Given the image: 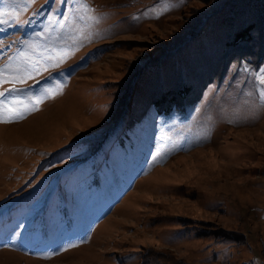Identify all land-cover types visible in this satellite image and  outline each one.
<instances>
[{
	"label": "rangeland",
	"instance_id": "rangeland-1",
	"mask_svg": "<svg viewBox=\"0 0 264 264\" xmlns=\"http://www.w3.org/2000/svg\"><path fill=\"white\" fill-rule=\"evenodd\" d=\"M83 2L0 3L34 77L6 95L46 97L0 123V264H264L263 14L236 41L225 0Z\"/></svg>",
	"mask_w": 264,
	"mask_h": 264
},
{
	"label": "snow or ice",
	"instance_id": "snow-or-ice-1",
	"mask_svg": "<svg viewBox=\"0 0 264 264\" xmlns=\"http://www.w3.org/2000/svg\"><path fill=\"white\" fill-rule=\"evenodd\" d=\"M20 0H0L5 6L10 4H18ZM36 0H24L27 5H33ZM76 15L81 20H88L90 22L98 23L97 17L90 15L93 11L90 9L83 0H76L75 7ZM84 12L88 15H80ZM5 16H12L13 19L16 18L14 12H8L5 10H0V25L7 24L8 20L4 19ZM51 20V17L49 18ZM63 27V26H61ZM36 37H42L43 32H36L34 34ZM25 48L35 50V46L27 41H22ZM31 61L25 51H19L17 53V60L13 63H6L0 66V123H13L18 120L26 118V115L39 111V106L43 103L46 98L44 95H33L30 92H25V98L21 99L18 96H13L9 98L6 93H20L22 89L19 87L25 85L28 80L34 79L29 73L25 71L24 65H30ZM47 70V69H45ZM244 72H248V68H243ZM255 78L259 85L264 86V68L260 69L259 72L255 73ZM10 84V88H4L3 86ZM41 91L46 94L47 98H54L56 95L60 94V88H43ZM260 100L264 102V90L260 91ZM69 247H78V245L70 244ZM68 249H65L67 251Z\"/></svg>",
	"mask_w": 264,
	"mask_h": 264
},
{
	"label": "trees",
	"instance_id": "trees-1",
	"mask_svg": "<svg viewBox=\"0 0 264 264\" xmlns=\"http://www.w3.org/2000/svg\"><path fill=\"white\" fill-rule=\"evenodd\" d=\"M235 7H241V9L243 10V14L241 15V19H243V17H245L246 19H248V20L250 19L252 21V24L251 23L247 24V26H245L243 29L239 28V26H238L239 21H235V23H234V24H237V26H238V29L235 31V33L237 32L235 34V40L236 41H243V40H246L249 38L250 31L252 32V30L254 28L253 25H254L255 19H256V23H257V22H259L260 14H263V16H264V0H225L224 4L219 9V13L220 14L226 13L229 9L235 8ZM230 21H231V19H230ZM241 22H243V20ZM206 23H204V25ZM154 105L157 109H160L165 104H163V103L160 104L159 101H155Z\"/></svg>",
	"mask_w": 264,
	"mask_h": 264
}]
</instances>
